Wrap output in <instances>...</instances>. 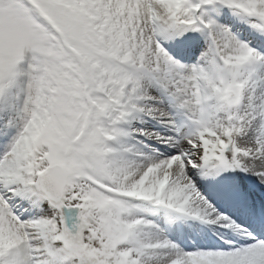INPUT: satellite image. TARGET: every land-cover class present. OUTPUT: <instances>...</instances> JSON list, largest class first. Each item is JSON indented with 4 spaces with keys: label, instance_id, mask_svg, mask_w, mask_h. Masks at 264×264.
Returning <instances> with one entry per match:
<instances>
[{
    "label": "snow or ice",
    "instance_id": "6c2138e0",
    "mask_svg": "<svg viewBox=\"0 0 264 264\" xmlns=\"http://www.w3.org/2000/svg\"><path fill=\"white\" fill-rule=\"evenodd\" d=\"M0 264H264V0H0Z\"/></svg>",
    "mask_w": 264,
    "mask_h": 264
}]
</instances>
